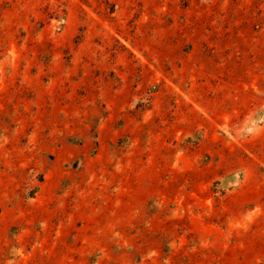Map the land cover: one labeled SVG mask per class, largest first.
I'll return each instance as SVG.
<instances>
[{
  "label": "rangeland",
  "instance_id": "1",
  "mask_svg": "<svg viewBox=\"0 0 264 264\" xmlns=\"http://www.w3.org/2000/svg\"><path fill=\"white\" fill-rule=\"evenodd\" d=\"M0 264H264V0H0Z\"/></svg>",
  "mask_w": 264,
  "mask_h": 264
}]
</instances>
